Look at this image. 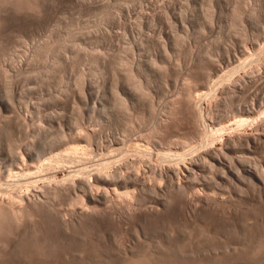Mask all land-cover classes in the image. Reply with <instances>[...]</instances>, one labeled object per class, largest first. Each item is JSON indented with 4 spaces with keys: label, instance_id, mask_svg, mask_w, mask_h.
Instances as JSON below:
<instances>
[{
    "label": "rangeland",
    "instance_id": "1",
    "mask_svg": "<svg viewBox=\"0 0 264 264\" xmlns=\"http://www.w3.org/2000/svg\"><path fill=\"white\" fill-rule=\"evenodd\" d=\"M122 85L131 94H125ZM263 97L264 0H0V188L4 189H0V200L5 198L0 203L6 205L17 194L16 200L26 194L32 199L18 200L20 206L28 202L25 213L0 205V264H264V182L248 178L239 164L264 177ZM195 108L201 121L193 115ZM241 116L247 122H238L239 127L236 122ZM251 118L253 122L248 121ZM216 126L225 127L215 131ZM202 129L207 131L206 138ZM78 133L86 140L75 137ZM57 135H67L64 138L70 142L64 143ZM117 138L126 142V160L110 163L114 166L106 171L120 168L123 172L117 170V174L123 176L130 166L125 164L131 163L127 160H136L128 170L137 168L139 174L127 171L124 176L130 183L119 188L122 194L130 188L133 200L130 197L123 204L124 194L118 189L123 202L110 194L114 197L89 203L80 191L69 187L45 200L41 186L49 180H63L62 176L68 177V171L76 168L82 169L74 177L89 179V173L100 168L96 165L100 154H109L110 143ZM54 142L58 143L53 148ZM230 142H236L235 147ZM70 148L77 149L73 156L83 159L81 166L65 161L50 171L49 158L58 152L66 156ZM201 148L215 150L223 162L229 154L226 161L232 162L238 179L223 165L209 166L206 150ZM165 150H172L173 155L175 150L182 151L183 158L171 153L169 158ZM113 151L110 154L117 153ZM37 152L43 157L51 155L45 157L47 168L40 162L43 157L37 159L41 157ZM174 157L178 163L182 159L180 168ZM242 157L246 160L241 161ZM193 160L198 165L192 170L196 182L192 174L184 176L181 171L184 164H194ZM12 161L22 169L32 161L30 172L42 163L45 177L25 179L21 172L19 178L14 177L16 169L11 166L21 168ZM169 163L179 169L185 190H178L177 175L167 174ZM4 165L11 167L12 175ZM224 169L228 177H223ZM128 175L140 177L134 181L128 177V181ZM153 178L161 182L160 188L152 190L147 185L157 183L151 182ZM39 186V191L33 190ZM33 197L45 201L41 198L40 205ZM88 204H94L92 212Z\"/></svg>",
    "mask_w": 264,
    "mask_h": 264
},
{
    "label": "bare ground",
    "instance_id": "2",
    "mask_svg": "<svg viewBox=\"0 0 264 264\" xmlns=\"http://www.w3.org/2000/svg\"><path fill=\"white\" fill-rule=\"evenodd\" d=\"M129 16H130V15H129ZM140 17H141V16H140ZM129 19H130V18H129ZM129 24H130V23H129ZM141 41H142V40H141ZM138 42H139V41H138ZM142 46H143V45H142ZM130 48H132V47H130ZM123 49H124V48H123ZM123 49H122V51H123ZM119 50H120V49H119ZM119 50H118V51H119ZM124 52H125V51H124ZM110 53H111V52H110ZM122 53H123V52H122ZM120 55H123V54L120 53ZM139 55H140V54H139ZM123 56H124V55H123ZM123 56H121V57H123ZM124 57H125V56H124ZM115 59H116V58H115ZM115 59H114V62L116 61ZM123 59H124V58H123ZM126 59H128V58H126ZM140 59H141V58H140ZM138 60H139V59H138ZM124 61H125V59H124ZM130 61H131V60H130ZM111 62H113V61H111ZM127 62H128V61H127ZM127 62H126V63L124 62V63L126 64V66H127V64L129 65V63H127ZM137 62H138V61H137ZM131 63H132V62H131ZM154 63H156V62H154ZM116 64H117V67H118V64H120V63H118V60H117V63H116ZM116 64H115V65H116ZM109 65H110V64H109ZM137 65H138V64H137ZM112 66H113V65H112ZM120 66H122V65H120ZM120 66H119V67H120ZM146 66H147V65H146ZM164 66H165V65H164ZM129 67H130V65H129ZM131 67H132V66H131ZM161 67H162V66H161ZM122 68H123V66H122ZM119 69H121V67H120ZM144 69H145V68H144ZM153 69H155V68H153ZM124 70H125V69H124ZM145 71H146V70H145ZM151 71H152V70H151ZM191 71H192V70H191ZM215 81H216V80H215ZM188 84H189V83H188ZM208 84H209V82H208ZM123 86H124V85L121 86V88L123 89L122 91H123L125 94H131L130 91H129V89H128L127 87L124 88L125 86H124V87H123ZM136 89H137V88H136ZM190 90H191V89H190ZM113 91H114V90H113ZM115 91H116V90H115ZM115 91H114V92H115ZM142 91H143V90H142ZM191 91H192V90H191ZM186 92H187V91H186ZM112 93H113V92H112ZM117 93H118V92H117ZM211 93H212V92H211ZM207 94H208V93H207ZM181 95H182V94H181ZM204 95H205V94H204ZM117 96H118V95H117ZM182 96H183V95H182ZM254 96H255V95H254ZM175 97H176V96H175ZM186 97L189 98L188 96H186ZM255 97H256V96H255ZM255 97H254L253 99H255ZM190 98H191V97H190ZM203 98H204V97H203ZM119 99H120V98H119ZM253 99H252V102L255 103V102H254L255 100H253ZM262 99H264V97H263ZM121 100H122V99H121ZM181 100H182V99H181ZM187 100H188V99H187ZM258 100H259V99H258ZM177 102H178V101H177ZM186 102H187V101H186ZM186 102H185V103H186ZM188 102H189V101H188ZM262 102H263V101H262ZM262 102H261V105H259V106H262V105H263ZM181 103H182V102H181ZM192 103H193V102H191V104H192ZM194 103H196V102H194ZM1 104H2V105H6V104L4 103V101H2V100H1ZM197 104H198V102H197ZM174 105H175V104H174ZM178 105H179V104H178ZM192 105H193V104H192ZM194 105H195V104H194ZM252 105H254V104H252ZM257 105H258V104H257ZM168 106H169V105H168ZM254 106H255V105H254ZM257 107H258V106H257ZM179 108H180V107H179ZM189 108H190V107H189ZM245 108H246V107H245ZM251 108H252V107H251ZM253 108H255V107H253ZM185 109H186V108H185ZM196 109H197V108H195V111H194V114H193V115H195V118L197 117V121H198V119H200V121H201V116H202V115H201V114L198 112V110H196ZM165 110H166V109H165ZM173 110H174V109H173ZM181 110H182V109H181ZM249 110H250V107H249ZM252 110H255V109H252ZM192 111H193V110H192ZM255 111H256V110H255ZM174 112H175V110H174ZM190 112H191V111H190ZM195 112H197V114H196ZM250 112H251V111H250ZM160 113H161V112H160ZM253 113H254V112H253ZM158 116H159V115H158ZM168 116H169V115H168ZM8 117H9V116H8ZM16 117H18V116H16ZM20 117H21V116H20ZM180 118H181V117H180ZM242 118H243V116H241V118H239V119H240L239 121H237V119H236L237 122H236V121H235V122H236V123L240 122ZM247 118H248V117H247ZM17 119H18V118H17ZM244 119L246 120L245 117H244ZM253 119H254V117H253ZM6 120H7V118H6ZM194 120H195V119H194ZM242 120H243V119H242ZM245 120H244V121H245ZM249 120H250V122H251V121H252V118H251V119H248V121H249ZM20 121H21V120H20ZM24 121H25V120H24ZM49 121H50V120H49ZM156 121H157V120H156ZM192 121H193V120H192ZM195 121H196V120H195ZM200 121H199V122H200ZM244 121H243V122H244ZM253 121H254V120H253ZM253 121H252V122H253ZM18 122H19V121H18ZM235 122H234V123H235ZM243 122L241 121V122H240V125H241V123H243ZM245 122H247V121H245ZM21 123H22V122H21ZM23 123H24V122H23ZM157 123H158V122H157ZM201 123H202V122H201ZM19 124H20V123H19ZM190 124H191V123H190ZM218 124H219V123H218ZM209 125H211V124H209ZM212 125H213V124H212ZM240 125H239V123H238V126H239V127H240ZM242 125H243V124H242ZM190 126H191V125H190ZM198 126H199V125H198ZM200 126H201V125H200ZM213 126H214V125H213ZM194 127H195V126H194ZM201 127H203V125H202ZM201 127H200V128L197 127V128H198V129H201ZM216 127H217V126H216ZM222 127H223V126H218V127L216 128L215 131H217V129H220V128H222ZM224 127H225V126H224ZM224 127H223V128H224ZM226 127H227V126H226ZM40 128H42V127L40 126ZM223 128H222V129H223ZM235 128H236V127H235ZM47 129H48V128H47ZM203 129H204V127H203ZM203 129H202V130H203ZM210 129H212V128H210ZM41 130L44 131L43 128H42ZM234 130H235V129H234ZM0 131H1V130H0ZM80 131H81V130H80ZM215 131H213V132L215 133ZM45 132H46V131H44V133H45ZM78 132H79V131H78ZM87 132H88V131H87ZM181 132H182V131H181ZM213 132H212V136L210 135L212 139H213ZM76 133H77V131H76ZM88 133H89V132H88ZM202 133H203V136H204V137L202 136L203 138H206V137L208 136L207 131H204V130H203ZM241 133H242V132H241ZM89 134H90V133H89ZM89 134L86 133L85 136L88 135V136H87V138H88V137H89ZM239 134H240V132H239ZM61 135H62V134H61ZM79 135H80V139H83V138H81V137H83V135H81V133H78V136L75 135V137H79ZM201 135H202V134H201ZM233 135H234V134H233ZM241 135H242V134H241ZM241 135H238V136H241ZM57 136H58V135H57ZM59 136H60V135H59ZM59 136H58V137H59ZM90 136H91V134H90ZM198 136H200V135H198ZM235 136H236V135H235ZM245 136H246V135H245ZM245 136H244V137H245ZM251 136H252V135H251ZM61 137H62V136H60V138H61ZM64 137H65V135H64ZM64 137H62V139H60V140H63V139H65V138H67V135H66L65 138H64ZM70 137H71V136H70ZM75 137H74V138H75ZM202 137H201V138H202ZM247 137H248V135H247ZM247 137H246V138H247ZM50 138H52V137L50 136ZM55 138H56V137H55ZM192 138H193V137H192ZM203 138L201 139L200 142H202ZM238 138H239V137H238ZM52 139H53V138H52ZM69 139L71 140V138H69ZM80 139H79V140H80ZM88 139H89V138H88ZM119 139H120V138H119ZM119 139H118V138H117V140L113 139L114 141H113L112 143H110V146H111V147H112V146L114 147V145H118L117 147H114V151L117 152L116 154H115V153L110 154V153L113 151V150H112L113 147H112L111 151L109 152V154H108V153L105 154L104 152H102V153H104L105 155L100 154V152L98 153V154H100L101 156H102V155H103V156H102V157L99 156L101 159H100L99 157H97V158L95 157L96 159H98V158L100 159V160L98 159L99 162H98L97 160H95V162H96V161L98 162V163L96 162V165L99 164V166H100V168H101L102 171H99V169H100V168H99V169H97V171H93V172L89 173L90 175H92L90 178L88 177L89 179H87V177H86V178H83V175H82V176H77V177H74V176H73L74 173L76 174V172H80L81 169H82V168L80 169V168L73 167V164H74V163H77V167H80L81 164L83 163V162H81V161H83V159L80 161V158H79L80 156H78L79 159L76 157L78 160H77L76 158H74L75 156H73V153L75 154V152L77 151V149H76V151H75V149H73L74 146H73V148H70V149H69V150L71 151V152L69 151V154H68V152H67L66 154L64 153L66 156H63L62 154H59L60 152H58V154L54 153V154H56V155L54 156V158H53V157H52L53 159L49 158L50 161H52V162H50V163L48 164V166H50V167H49V170L52 169L51 167H52V166H55L56 164H60V163H63V164H64L65 161H66L67 163H70V162L72 163V162H74V163L71 164V165H72L73 168H76V169H71L72 167L68 166V167H70V169H71V170L68 171V177L62 176V178L64 177V179H63V180H60V179H59V181H57L58 179H56L55 181H54V180H53V181L49 180L50 182L48 181L49 183H47V184H45V185H43V184H44V183H43V184H42L43 186H41V187H42V188H41V191H42L41 195L45 198V200H47V198L49 199V198L51 197V196H49V195L52 194V196H54L53 194L56 192V193H55V196H56L58 190H60L59 193H61V192H62V191H61L62 189L64 190V189H66V188L69 187V188H72V189L74 190V192L77 190L76 193H78V191H80V192L82 193L81 195L85 196L86 199H87V201H88L89 203H99V202H101V199H106V200H107V197H109V196H110L109 199H111V197H112L113 195H116V197L118 196V198H116V199L121 198V197H119V196H121L122 191H120L119 188H121V187H127V184L130 183V182H127V180H126V178H125L127 171H129L128 174H129L130 172H132V171L135 173V172H137V171H136L137 168H136V169L134 168V169H135V171H134L133 167H135V166H133V163H132V162L135 160V159H134L133 161H129V160H127L128 162H131V163H129V164H125V166H128V165L131 166V165H132L133 167H132V170H128L129 167H130V166H128L127 171L125 170L126 173H125V172H124L125 174H122V173H121L123 176H120L119 173H118L119 175L117 174L118 171H119V172H123V171H120V170H122V169L119 168L121 165L118 167L119 169H115V171H114L113 173H109L108 171H106V168H107V167H108V170H109V166H112V165H113V164L109 165L110 163H113V162H115V161H117V160H120V159H122V161H123V159H124V157H125L126 152L124 153L123 151L126 150V148H123V144L125 145L126 142L122 144V142L118 141ZM186 139H187V138H186ZM188 139H189V138H188ZM230 139L233 140L234 138H230ZM247 139H249V138H247ZM57 140H58V139H57ZM66 140L69 141L68 139H65V140H63V142H64V143H67ZM74 140H75V139H73V141H74ZM83 140H86V139H83ZM184 140H185V139H184ZM53 141H54V140H53ZM53 141H52V142H53ZM121 141H123V140L121 139ZM195 141H196V140H195ZM197 141H198V140H197ZM205 141H206V140H205ZM229 141H230V140H229ZM229 141H228V142H229ZM240 141H242V140H240ZM240 141H239V142H240ZM8 142H9V141H8ZM69 142H70V141H69ZM77 142H79V141H77ZM87 142H88V140H87ZM184 142H185V141H184ZM187 142H188V141H187ZM231 142H232V141H231ZM231 142H230V144H231ZM47 143H48V142H47ZM57 143H58V142H57ZM57 143H56V142L51 143V144H52L51 146L53 147L54 144H57ZM191 143H192V142H191ZM191 143H190V144H191ZM203 143H204V142H203ZM232 143H233V142H232ZM15 144H17V143H15ZM173 144H174V143H173ZM235 144H236V142H235ZM235 144H233L234 147H235ZM29 145H30V144H29ZM48 145L50 146V144H48ZM60 145H61V144H60ZM67 145H68V144H67ZM69 145H70V144H69ZM88 145H89V144H88ZM170 145H171V144H170ZM177 145H178V144H177ZM187 145H188V144H187ZM199 145H200V143H199ZM207 145H208V144H207ZM228 145H229V144H228ZM233 145L231 144L232 147H233ZM237 145H238V144H237ZM49 146H48V147H49ZM174 146H175V145H173V147H174ZM189 146H190V145H189ZM196 146L198 147L197 144L195 145V147H196ZM203 146H204V145H203ZM231 146H230V147H231ZM31 147H32V146H31ZM65 147H66V146H65ZM186 147H187V146H186ZM192 147H193V146H192ZM192 147H189V148H192ZM197 147H196V148H197ZM200 147H201V146H200ZM200 147H199V148H200ZM228 147H229V146H228ZM247 147H249V145H248ZM12 148H13V147H12ZM32 148H33V147H32ZM42 148H43V147H42ZM49 148H51V147H49ZM53 148H54V147H53ZM56 148H58V146H57ZM106 148H107V146H106ZM106 148L104 147L105 150H107ZM177 148H178V147H177ZM182 148H183V145H182ZM182 148H181V149H182ZM184 148H185V146H184ZM189 148H188V150H189ZM196 148H195V149H196ZM212 148H213V147H212ZM212 148H211V149H212ZM225 148H227V146H225ZM17 149H18V148H17ZM29 149H30V148H29ZM45 149H46V147H45ZM101 149H102V151H103V148H101ZM138 149H139V148H138ZM185 149H186V148H185ZM185 149H183V151H184ZM201 149H205V148H201ZM206 149H208V148H206ZM206 149H205V150H206ZM213 149H214V148H213ZM218 149H219L218 151H219V153H220V148H218ZM34 150H35V149H34ZM48 150H49V152H50V149H48ZM191 150H192V149H191ZM191 150H189V151H191ZM221 150L224 151L223 149H221ZM27 151H28V149H27ZM40 151H41V150H40ZM42 151H43V150H42ZM108 151H109V150H108ZM108 151H107V152H108ZM114 151H113V152H114ZM160 151H161V150H160ZM165 151H166V150H165ZM165 151H164V154H166V152H167V151H166V152H165ZM185 151H186V150H185ZM185 151H184V152H185ZM198 151H200V150H198ZM16 152H17V151H16ZM25 152H26V151H25ZM33 152H35V151H33ZM51 152H53V151H51ZM51 152H50V154H51ZM138 152H139V151H138ZM195 152H196V150H195ZM208 152H209V153H208ZM208 152H207V150H206V151H203V153L205 154V156H207V158L205 157V158L207 159V161H208V160L210 161V163H208L209 166H211V163H212V164L223 165V166L227 169L228 173H229L231 176H233V177H235V178L239 177V175L236 174L235 171L232 170V168L230 167V165L232 166V162H231L232 160H230V159H232V158L229 159V157H228L229 162H231V164L229 165V164L227 163V161H228V160H227V156H229V154H226V153H225L226 151H224V154H226V155H225L226 158L224 157V159L227 160V161L225 160V162H223V160H221V158H220V159L218 158V155H217L218 153H217L215 150H209ZM210 152H211V153L213 152L215 155L210 154ZM29 153H30V152H29ZM35 153H36V152H35ZM45 153H47L46 150H45ZM80 153H81V152H79V154H80ZM143 153H144V152H143ZM156 153H157V152H156ZM160 153H161V155L163 154L162 151H161ZM169 153H171V154L173 155L174 152H172V150H171ZM169 153L167 152L166 155L168 156ZM190 153H191V152H190ZM190 153H189V154H190ZM216 153H217V154H216ZM222 153H223V152H221V155H222ZM23 154H24V153H23ZM30 154H31V153H30ZM39 154H40V152H39ZM39 154H38V152H37V155H39ZM42 154H43V152H42ZM54 154H53V155H54ZM83 154H84V153H82V156L86 158L87 155H86V154L83 155ZM87 154H90V150H89V152H88ZM98 154H97V156H98ZM107 154H108V155H107ZM132 154H133V153H132ZM140 154H142V153H140ZM144 154H145V153H144ZM150 154H152V153L150 152ZM171 154H170V155H171ZM189 154H188L187 156H189ZM201 154H202V153H201ZM224 154L222 155V157L224 156ZM19 155H21V154L19 153ZM40 155H41V154H40ZM51 155H52V154H51ZM51 155L49 156V155L47 154V155H44V156H45V157H46V156H47V157H48V156L51 157ZM106 155H107V156H106ZM114 155H116V157H115L116 159L113 158ZM146 155H148V154L146 153L145 156H146ZM158 155H159V154H158ZM161 155H160V156H161ZM172 155H171V156H172ZM178 155H180V156L182 157L183 152H182V151H181V152H176V150H175V154H174L173 156H176V157H177ZM194 155H195V154H194ZM196 155H197V154H196ZM196 155H195V157H196ZM198 155H199V154H198ZM198 155H197V156H198ZM104 156H105V157H104ZM110 156H112V158H111ZM118 156H119V158H118ZM219 156H220V155H219ZM36 157H37V156H36ZM39 157H40V156H39ZM42 157H43V156L41 155V157H40V158H37V159L40 160V159H42ZM45 157H43V159H44ZM83 157H82V158H83ZM89 157H90V156H89ZM89 157H88V158H89ZM149 157H150V156H149ZM151 157H152V156H151ZM162 157H163V156H162ZM165 157H166V156H165ZM168 157H169V156H168ZM176 157H174V159H175ZM181 157H179V160H180ZM189 157H191V156H189ZM230 157H231V156H230ZM240 157H241V156H240ZM88 158H87V159H88ZM95 158H94V159H95ZM131 158H132V157H131ZM159 158H160V157H159ZM169 158H170V157H169ZM182 158H183V157H182ZM184 158H185V157H184ZM191 158H192V157H191ZM205 158H204V159H205ZM208 158H209V159H208ZM11 159H12V157H11ZM13 159H14V158H13ZM19 159H20V158H19ZM33 159H34V158H33ZM37 159H36V160H37ZM43 159L40 160V162L43 161V165H44V167L47 168V167H48V166H47V161H48L49 159L46 161V158H45L44 160H45L46 162H45ZM132 159H133V158H132ZM142 159H143V158H142ZM177 159H178V158H176L175 161H176L177 166H178V164H180V163L182 164V159H181L180 163H178ZM238 159H239V158H238ZM238 159H237V160H238ZM242 159H243V160H242ZM242 159L240 158L241 161L246 160V158H243V157H242ZM17 160H18V158H17ZM27 160H28V159H27ZM27 160H26V161H27ZM39 160H37V161L39 162ZM85 160H86V159H85ZM85 160H84V161H85ZM124 160H126V159H124ZM138 160H139V159H138ZM143 160H144V159H143ZM158 160H159V159H158ZM161 160H163V159H161ZM184 160H185V159H184ZM196 160H197V159L195 158V161H196ZM240 160H239V161H240ZM20 161H21V159H20ZM23 161H24V158H23ZM26 161H25V162H26ZM34 161H35V160H34ZM37 161H36L35 163H37ZM76 161H79V162H76ZM89 161H90V160H89ZM135 161H136V160H135ZM145 161H146V160H145ZM159 161H160V160H159ZM168 161H169V160H168ZM172 161H173V158H172ZM175 161H174V162H175ZM197 161H198V160H197ZM207 161H206V164H207ZM10 162H11V161H10ZM12 162H13V161H12ZM44 162H45V164H44ZM48 162H49V161H48ZM117 162L119 163V161H117ZM125 162H126V161H125ZM138 162H139V161H138ZM146 162H147V161H146ZM151 162H152V161H151ZM162 162H163V161H162ZM166 162H167V161H165V164H166ZM188 162H189V161H188ZM193 162H194V160H193ZM203 162H205V161H203ZM203 162H201V164H203ZM13 163L15 164V162H13ZM22 163H23V162H22ZM22 163H21V164H22ZM31 163H32V161H30V163H28V164H25V163H24V165H25V166L27 165V167H26V168H23V169H22V167L20 166L19 163H18V164L16 163V164L18 165V167L20 166V168H21L20 170H17V169H18L17 166L14 167V166L12 165L11 167H13V168L11 169V167H10V169H11V170L16 169V171L13 172L14 175L10 174L12 171L9 173V170H10V169L7 168L6 165H4V166L7 168V172H8L10 175H12V176H14V177L17 176L18 178H19V175H20L21 173H22V175H23V176L21 175V177H22V178H25V179H33V178H35V177H37V176H38V178H39V176L41 177V176H44V175L46 174V169H45L43 166H41L42 163H41L40 166H37V167L35 168V170H34V168H33L34 171L31 169L32 172H30L29 169H30L31 167H30V166L28 167V165H29V164L31 165ZM92 163H93V162H92ZM115 163H116V162H115ZM115 163H114V164H115ZM120 163H121V160H120ZM122 163H123V162H122ZM135 163H136V162H135ZM135 163H134V164H135ZM149 163H150V162H149ZM149 163H148V165H149ZM154 163H155V162H154ZM189 163H190V162H189ZM189 163H188V165H185V164H184L183 167H182V170L180 169V170L182 171V173H183L182 175H184V176H189V175L191 176V174L194 172V171H192V170H194L195 168L197 169V166H198V165H196L195 162H194V164H193V163L189 164ZM197 163H198V162H197ZM11 164H12V163H11ZM16 164H15V165H16ZM65 164H66V163H65ZM140 164H141V163H140ZM145 164H147V163H145ZM145 164H144V165H145ZM151 164H152V163H151ZM151 164H150V165H151ZM156 164H157V163H156ZM159 164H160V163H159ZM198 164H199V163H198ZM208 164H207V165H208ZM239 164H240L241 168L244 170V172L247 173L248 175H250L249 177L247 176L248 178L255 179L256 181L261 182V183L264 182V177L261 176L262 174L258 173L257 171H253V170H251L250 167H247L244 163H241V162H240ZM7 165H8V164H7ZM45 165H46V166H45ZM60 165H61V164H60ZM78 165H80V166H78ZM93 165H94V164H93ZM148 165H147V166H148ZM167 165H168V163H167ZM167 165H166V166H167ZM174 165H175V164H174ZM203 165H204V167H205V163H204ZM203 165H202V166H203ZM207 165H206V166H207ZM25 166H24V167H25ZM31 166H32V165H31ZM34 166H35V164H34ZM34 166H33V167H34ZM75 166H76V164H75ZM113 166H114V165H113ZM113 166H112V167H113ZM115 166H116V164H115ZM122 166H123V165H122ZM152 166H154V165L152 164ZM209 166H208V167H209ZM8 167H9V166H8ZM63 167H64V166H63ZM63 167H62L61 169H63ZM112 167H111V168H112ZM123 167H124V166H123ZM149 167H150V166H148V168H149ZM154 167H155V166H154ZM156 167H157V165H156ZM156 167H155V168H156ZM158 167H159V169H160V166H158ZM178 167H179V166H178ZM180 167H181V166H180ZM180 167H179V168H180ZM212 167H213V166H212ZM6 168H5V169H6ZM88 168H89V167H88ZM90 168H91V167H90ZM104 168H105V169H104ZM111 168H110V169H111ZM121 168H122V167H121ZM124 168H125V167H124ZM150 168H151V167H150ZM161 168H162V166H161ZM163 168H165V167H163ZM175 168H176V167H175ZM175 168H174L173 166H171L170 163H169V166H167V171H169V173H167V174H168V175L170 174V175H169L170 177H171V174H173V175H177L176 178L180 175V171H179V169L176 170ZM8 169H9V170H8ZM44 169H45V171H42V170H44ZM66 169H67V168H66ZM86 169H87V168H86ZM95 169H96V168H95ZM95 169H94V170H95ZM103 169H104L105 171H104ZM142 169H143V168H142ZM165 169H166V168H165ZM199 169H201V168H199ZM199 169H198V170H199ZM207 169H208V168H207ZM226 169H224L223 173H224V172L227 173V172L225 171ZM25 170H29V172H25ZM49 170H48V171H49ZM112 170H113V168H112ZM117 170H118V171H117ZM150 170H151V169H150ZM153 170H155V169L153 168ZM161 170H163V169H161ZM201 170H202V169H201ZM201 170H200V171H201ZM204 170H206V169H204ZM41 171H42V174H43L44 172H45V174L41 175ZM50 171H51V170H50ZM50 171L47 172V173L49 174ZM103 171H104V172H103ZM164 171H166V170H164ZM2 172H3V171H1L0 174H1ZM7 172H6V173H7ZM20 172H21V173H20ZM89 172H90V171H89ZM139 172H140V171H139ZM159 172H160V171H159ZM195 172H196V171H195ZM51 173L54 174L53 170H52ZM81 173H82V172H81ZM84 173H85V172H84ZM84 173H83V174H84ZM154 173H155V171H154ZM178 173H179V174H178ZM225 173H224V175L222 174L223 177L225 176ZM228 173H227V174H228ZM9 174H8V175H9ZM53 174H50V175H53ZM137 174H139V173L137 172ZM157 174H158V173H157ZM160 174H161V173H160ZM162 174H163V173H162ZM195 174H196V173H195ZM195 174H194V176H195ZM197 174H198V173H197ZM227 174H226V176L228 177ZM2 175H3V174H1L0 176H2ZM8 175H7V176H8ZM124 175H125V176H124ZM130 175H131V174H130ZM135 175H136V174H135ZM135 175H134V176H135ZM144 175H146V174H144ZM144 175H143V176H144ZM48 176H49V175H48ZM53 176H54V175H53ZM53 176H51V177H53ZM160 176H161V175H160ZM201 176H202V175H201ZM207 176H208V175H207ZM226 176H225V177H226ZM231 176H230V178H232ZM10 177H11V176H10ZM21 177H20V178H21ZM44 177H45V176H44ZM49 177H50V176H49ZM84 177H85V176H84ZM128 177H129V175L127 176L128 181L131 180V179H132V181H134L133 179H134L135 177H133V178H132V176L129 177V178H131V179H129ZM139 177H140V176L138 175L137 179H136V178H135V179L138 180ZM146 177H147V180H149V179H148V176H145V177H143V178H146ZM155 177H156V176H155ZM155 177H154V178H155ZM197 177H198V176H197ZM245 177H246V176H245ZM8 178H9V177H8ZM38 178H35V179H38ZM149 178H150V176H149ZM154 178H153V180H154ZM157 178H158V177H157ZM193 178H194V179H193ZM201 178H203V177H201ZM1 179H2V178H1ZM40 179H41V178H40ZM48 179H49V178H48ZM122 179H125L126 181H124V180H122ZM150 179H151V178H150ZM158 179H159V178H158ZM162 179H163V178H162ZM168 179H169V178H168ZM183 179H184V178H183ZM191 179H192V180H195V177H193V174H192ZM204 179L207 180V178H205V177H204ZM237 179H238V178H237ZM4 180H5V178H4ZM140 180H141V179H140ZM147 180H146V182H149V181H147ZM159 180H160V179H159ZM159 180H158V182H159ZM165 180H166V179H165ZM171 180H172V179H171ZM176 180H177V181H176V185H177L178 187H181V188H179L178 190H180V191L183 190V189L185 190V188H184L185 186H184V185H183V189H182V183H181L182 181L180 182L181 178L178 177V179H176ZM197 180L199 181L200 179L197 178ZM15 181H16V180H15ZM142 181H143V180H142ZM150 181H151V180H150ZM183 181H184V180H183ZM186 181H188V180H186ZM204 181H205V180H204ZM207 181H208V180H207ZM16 182H17V181H16ZM24 182H25V181H24ZM143 182L146 183L145 180H144ZM143 182H142V183H143ZM151 182L154 183V182H157V181L154 180V181H151ZM158 182H157V183H158ZM173 182H175V181L173 180L172 183H173ZM191 182H194V181H190V183H191ZM195 182H196V180H195ZM195 182H194V183H195ZM200 182L202 183V181H200ZM6 183H7V182H6ZM6 183H5V184H6ZM10 183H11V182H10ZM131 183H133V182H131ZM138 183H139V182H138ZM138 183H137V184H138ZM149 183H150V182H149ZM157 183H156V184H155V183H154V184H147V185H149V187H151L152 190H155V188H156V189H157V188H160V187H159V186H160L159 184H161V182L158 183V184H157ZM172 183H171V185H172ZM197 183H199V182H197ZM197 183H196V184H197ZM201 183H199V184H201ZM5 184H4V185H5ZM7 184H9V183H7ZM18 184H19V183H18ZM140 184H141V182H140ZM166 184H167V183H166ZM173 184H174V183H173ZM196 184H195V185H196ZM263 184H264V183H263ZM99 185H101L100 187H102V188H100ZM145 185H146V184H145ZM158 185H159V186H158ZM174 185H175V184H174ZM174 185H172L173 188L175 187ZM187 185H188V184H187ZM10 186L12 187L13 185H10ZM14 186H15V184H14ZM33 186H34V185H33ZM134 186H135V185H134ZM161 186H162V185H161ZM192 186H193V185H192ZM27 187H28V186H27ZM129 187H130V186H129ZM143 187H144V186H143ZM133 188H134V187H133ZM133 188H132V189H133ZM144 188H145V187H144ZM144 188H143V190L145 191ZM146 188H147V187H146ZM151 188H150V189H151ZM175 188H176V187H175ZM175 188H174V190H175ZM195 188H196V187H195ZM195 188H194V189H195ZM0 189H1V188H0ZM14 189H15V187H14ZM35 189H36V191H39V190H40V186H39V188H35V187H34L33 190H35ZM37 189H38V190H37ZM118 189H119V191L121 192V194L118 192ZM122 189H123V188H122ZM138 189H139V188H138ZM168 189H169V188H168ZM3 190H4V189H3ZM3 190L1 189V191H3ZM6 190H7V189H6ZM12 190H13V189H12ZM67 190H69V189H67ZM123 190H125V189H123ZM126 190H127V191H125V192L123 193L124 196H123V194H122L123 198H121V199L125 200V202H124L123 204H125L126 201L129 202V201L132 199V197H133V196H131V194H130V193H131V191H130L131 189L129 188V189H126ZM128 190H129V191H128ZM133 190H134V189H133ZM161 190H162V189H161ZM187 190H188V189H187ZM197 190H198V189H197ZM199 190H200V189H199ZM199 190H198V192H200ZM16 191H17V190H16ZM18 191H20V190L18 189ZM157 191H158V190H157ZM157 191H155L154 193H156ZM190 191H191V190H190ZM193 191H194V193L197 192L196 189L193 190ZM14 192H15V191H14ZM64 192H65V190H64ZM69 192H70V191H69ZM74 192H73V193H74ZM133 192H134V191H132V193H133ZM145 192H146V191H145ZM159 192H160V191H159ZM182 192H183V191H182ZM182 192H181V193H182ZM0 193H1V192H0ZM3 193H4V192H3ZM15 193H16V192H15ZM15 193H13V194H15ZM76 193H74V194L76 195ZM136 193H137V192H136ZM192 193H193V192H192ZM192 193H191V194H192ZM194 193H193V194H194ZM16 194H17V193H16ZM35 194H36V193H35ZM67 194H68V193H67ZM110 194H113V195L111 196ZM133 194H134V193H133ZM139 194H140V192H139ZM147 194H148V192H147ZM159 194H160V193H159ZM182 194H184V193H182ZM3 195H4V194H3ZM6 195H7V194H6ZM31 195H32V193H31ZM36 195H38V192H37ZM57 195H58V194H57ZM60 195H61V194H60ZM79 195H80V193H79ZM79 195H77V196H79ZM81 195H80V196H81ZM108 195H109V196H108ZM134 195H135V194H134ZM185 195H186V192H185ZM196 195H197V194H196ZM200 195H201V192H200ZM13 196H15V197H13ZM13 196H10V197L8 196L9 198H8V200L6 199L7 202L5 203L6 205H4V206H5L6 208H9V207H10V208L13 210V211L10 210V211H12V212L22 213V212H19V211L21 210V211H24L23 213H25V210H26V209L28 210L29 208H27V206H25V205H27L28 202H27L26 204H24L26 201H25V202H23V201H24V199H27L28 201H29V200L32 201V199H29L31 196L29 197V196H27V194H26V196H23L24 199H23V198H22V199H21V198L18 199V200H20V201L23 200V201H22V202H23V203H22L23 206H22V205L20 206V205L18 204V200H16V199L18 198V197H17L18 194H17V196H16V195H13ZM32 196H33V195H32ZM39 196H40V195H39ZM80 196H79V197H80ZM83 196H82V197H83ZM164 196H165V195H164ZM194 196H195V195H194ZM194 196H193V199H194ZM16 197H17V198H16ZM19 197H20V196H19ZM28 197H29V198H28ZM56 197H57V196H56ZM70 197H71V196H70ZM82 197H81V198H82ZM113 197H114V196H113ZM113 197H112V198H113ZM130 197H131V199H130ZM152 197H153V196H152ZM155 197H157V196H155ZM189 197H190V196H189ZM2 198H3V197H2ZM2 198H1L0 201H3V200L5 199V198H4V199L2 200ZM33 198H34V197H33ZM41 198H42V197H41ZM41 198H40V200L38 199V201L34 198V199H35L34 201H36V202L39 203V201L41 202ZM71 198H72V197H71ZM75 198H76V197H75ZM75 198H74V199H75ZM137 198H138V197H137ZM163 198H164V197H163ZM190 198H191V197H190ZM77 199H79V198H77ZM82 199H83V198H82ZM121 199H119V200L121 201ZM158 199H160V198L158 197ZM42 200H44V199L42 198ZM45 200H44V201H45ZM54 200H55V199H54ZM54 200H53V201H54ZM106 200H105V201H106ZM123 200H122L121 202H123ZM132 200H133V199H132ZM138 200H139V199H138ZM147 200H148V199H147ZM150 200H151V199H150ZM199 200H200V199H199ZM73 201H74V200H73ZM73 201H71L70 198H69V202H73ZM85 201H86V200H85ZM114 201H115V200H114ZM116 201H118V200H116ZM120 201H119V202H120ZM189 201H190V199H189ZM194 201H195V200H194ZM203 201H204V200H203ZM36 202H35V203H34V202H32V203L30 202L31 204H29V205H32V206L34 205V206H36ZM46 202H47V201H46ZM50 202H51V200L49 201V203H50ZM60 202H61V201H60ZM136 202H137V201H136ZM19 203H20V202H19ZM33 203H34V204H33ZM38 203H37V204H38ZM43 203H44V202H43ZM80 203H81V201H80ZM84 203H87V202H84ZM107 203L109 204V202H107ZM117 203H118V202H117ZM117 203H115V204H117ZM140 203H141V200H140ZM142 203H144V202H142ZM142 203H141V204H142ZM188 203H189V202H188ZM191 203H192V202H191ZM196 203H197V200H196ZM196 203H195V205H196ZM199 203H200V202H199ZM8 204H9L10 206H9ZM20 204H21V203H20ZM41 204H42V202L40 203V205H41ZM51 204H52V203H51ZM77 204H79V203H77ZM77 204H76V205H77ZM105 204H106V203H105ZM110 204H111V203H110ZM113 204H114V203H113ZM150 204H153V203H150ZM150 204H149V205H150ZM162 204H164V203H162ZM197 204H198V203H197ZM0 205H1V203H0ZM2 205H3V204H2ZM2 205H1V206H2ZM7 205H8V207H7ZM43 205H44V204H43ZM45 205H48V204H45ZM45 205H44V206H45ZM49 205H50V204H49ZM49 205H48V206H49ZM76 205H74L73 208H75ZM82 205H83V204H82ZM82 205H81V206H82ZM88 205H90V204H88ZM128 205H129V204H128ZM136 205H137V203H136ZM147 205H148V204H147ZM199 205H200V204H199ZM4 206H2V207H4ZM37 206H38V205H37ZM72 206H73V205H72ZM77 206H78V205H77ZM90 206H91V207H90V211H91V209L94 210V209H93V208H95V207H93L94 204H92V205H90ZM99 206H100V205H99ZM99 206H97V207H99ZM106 206H109V205H106ZM112 206H113V205H112ZM118 206H119V205H118ZM129 206H130V205H129ZM152 206H153V205H152ZM23 207H25L26 209L23 208ZM41 207H42V206H41ZM50 207H51V206H50ZM87 207H88V206H87ZM92 207H93V208H92ZM102 207H103V206H102ZM119 207H120V206H119ZM126 207H127V206H126ZM144 207H145V205H144ZM154 207H155V205H154ZM10 208H9V209H10ZM48 208H49V207H48ZM69 208H71V207H69ZM73 208H71V209H73ZM104 208H106V207L104 206ZM130 208H131V207H129V210H130ZM139 208H142V207L140 206ZM151 208H153V207H151ZM151 208H149V209H151ZM155 208H158V207H155ZM155 208H153V210H154ZM9 209H8V210H9ZM49 209H50V208H49ZM52 209H53V208H52ZM52 209H51V210H52ZM54 209H55V208H54ZM82 209L84 210L85 208H82ZM87 209H89V208H87ZM87 209H85V210H87ZM97 209H98V211H100L99 208H97ZM127 209H128V208H127ZM144 209H145V208H144ZM195 209H196V208H195ZM4 210H5V209H4ZM27 210H26V211H27ZM73 210H74V209H73ZM112 210H113V209H112ZM122 210H123V209H122ZM146 210H147V209H146ZM157 210L159 211V209H157ZM157 210L155 209L154 211H157ZM0 211H2V209H1ZM60 211H61V210H60ZM68 211H69V210H68ZM68 211H66V212H68ZM71 211H72V210H71ZM88 211H89V210H88ZM88 211H87V212H88ZM104 211H105V210H104ZM148 211H150V210H148ZM4 212H6V211H4ZM12 212H11V213H12ZM32 212H33V211H32ZM54 212H55V211H54ZM61 212H62V211H61ZM61 212H60V213H61ZM91 212H92V211H91ZM114 212H115V211H114ZM144 212H145V211H144ZM151 212H153V211H151ZM7 213H8V212H7ZM7 213H6V214H7ZM26 213H27V212H26ZM33 213H34V212H33ZM50 213H51V212H50ZM55 213H56V212H55ZM68 213H69V212H68ZM80 213H82V210H81V209H80ZM85 213H86V211H85ZM89 213H90V212H89ZM94 213H95V211H94ZM104 213H105V212H104ZM110 213H111V212H110ZM118 213H119V212H118ZM149 213H150V212H149ZM71 214H73V213H71ZM83 214H84V211H83ZM91 214H92V213H91ZM1 215H2V214H1ZM8 215H9V214H8ZM14 215H15V214H14ZM17 215H19V214H16L15 216H17ZM20 215L22 216V214H20ZM20 215H19V216H20ZM65 215H68V214H65ZM133 215H134V214H133ZM11 216H12V214H11ZM19 216H17V217H19ZM21 216H20V217H21ZM23 216H25V215H23ZM30 216H31V215H30ZM69 216H70V215H69ZM85 216H86V215H85ZM25 217H26V216H25ZM28 217H29V216H28ZM22 218H23V217H22ZM24 219H26V218H24ZM64 219H65V218H64ZM64 219H63V220H64ZM60 220H61V219H60ZM65 220H66V219H65ZM65 220H64V221H65ZM22 221H24V220H22ZM64 221H63V223H65ZM66 221H67V220H66ZM21 223H22V222H21ZM22 224H23V223H22ZM20 225H21V224H20ZM64 225H65V224H64ZM34 228H35V227H34ZM137 238H138V237H137Z\"/></svg>",
    "mask_w": 264,
    "mask_h": 264
}]
</instances>
